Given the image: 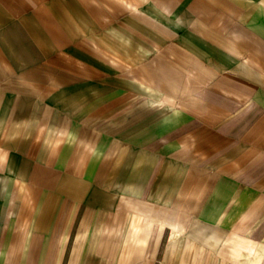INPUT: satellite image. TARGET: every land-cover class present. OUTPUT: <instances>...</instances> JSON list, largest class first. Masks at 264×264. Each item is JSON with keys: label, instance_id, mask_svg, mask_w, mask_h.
Instances as JSON below:
<instances>
[{"label": "crops", "instance_id": "1", "mask_svg": "<svg viewBox=\"0 0 264 264\" xmlns=\"http://www.w3.org/2000/svg\"><path fill=\"white\" fill-rule=\"evenodd\" d=\"M0 264H264V0H0Z\"/></svg>", "mask_w": 264, "mask_h": 264}]
</instances>
